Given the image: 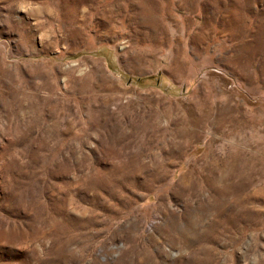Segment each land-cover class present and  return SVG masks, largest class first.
Wrapping results in <instances>:
<instances>
[{"label":"rangeland","instance_id":"374dc122","mask_svg":"<svg viewBox=\"0 0 264 264\" xmlns=\"http://www.w3.org/2000/svg\"><path fill=\"white\" fill-rule=\"evenodd\" d=\"M0 264H264V0H0Z\"/></svg>","mask_w":264,"mask_h":264}]
</instances>
